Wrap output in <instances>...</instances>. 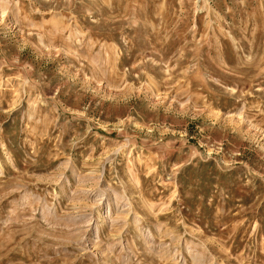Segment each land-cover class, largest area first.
Returning <instances> with one entry per match:
<instances>
[{"label": "rangeland", "instance_id": "rangeland-1", "mask_svg": "<svg viewBox=\"0 0 264 264\" xmlns=\"http://www.w3.org/2000/svg\"><path fill=\"white\" fill-rule=\"evenodd\" d=\"M0 264H264V0H0Z\"/></svg>", "mask_w": 264, "mask_h": 264}]
</instances>
